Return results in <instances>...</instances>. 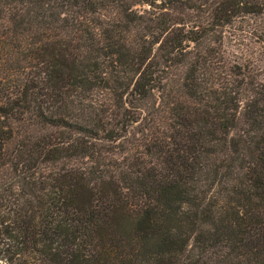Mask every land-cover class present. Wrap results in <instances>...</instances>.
I'll use <instances>...</instances> for the list:
<instances>
[{
  "label": "trees",
  "instance_id": "1",
  "mask_svg": "<svg viewBox=\"0 0 264 264\" xmlns=\"http://www.w3.org/2000/svg\"><path fill=\"white\" fill-rule=\"evenodd\" d=\"M263 70L264 0H0V264H264Z\"/></svg>",
  "mask_w": 264,
  "mask_h": 264
},
{
  "label": "rangeland",
  "instance_id": "2",
  "mask_svg": "<svg viewBox=\"0 0 264 264\" xmlns=\"http://www.w3.org/2000/svg\"><path fill=\"white\" fill-rule=\"evenodd\" d=\"M223 50H224L225 60L229 64H234V63L235 64H242V63H244V60H246V59H238L239 54H238V52H236L234 46L231 43H229V41H224ZM249 60H251V59H249ZM260 68H262V66H260Z\"/></svg>",
  "mask_w": 264,
  "mask_h": 264
}]
</instances>
